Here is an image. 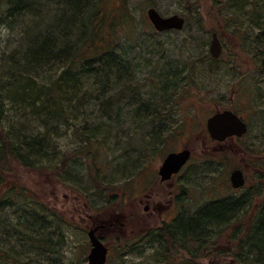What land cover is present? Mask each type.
I'll use <instances>...</instances> for the list:
<instances>
[{
    "label": "rangeland",
    "instance_id": "rangeland-1",
    "mask_svg": "<svg viewBox=\"0 0 264 264\" xmlns=\"http://www.w3.org/2000/svg\"><path fill=\"white\" fill-rule=\"evenodd\" d=\"M93 1L100 18V38H111L117 53L126 59L124 74L113 71L109 91L99 95L98 102L109 98L115 104L107 115L100 114L94 97L100 92L98 84L89 78L81 85L82 92L94 93L92 100L80 112L71 113L66 98L63 121L47 124L44 115L38 120L30 110L23 113L14 108L11 101L17 99L6 96L7 85L0 83V148L5 153L13 138L36 134L48 149L32 159L35 164L29 169L7 153L0 159V188L24 190L38 202L20 212L2 207L0 220L8 217L22 224L18 219L23 220L28 209L38 211L52 222L50 231L56 241L52 255H37L21 247L23 239L19 246L17 234L13 246L29 252L25 261L31 258L32 264H85L90 249L86 228L90 209L101 217L113 211L137 214L142 220L137 231L157 232L169 221L168 214L164 210L161 219L159 211L148 216L138 202L151 191L165 204V189L151 184L165 155L185 146L193 150V157L176 181L181 209L199 208L220 195L236 199L247 193L246 214L239 226L243 230L264 201V43L260 38L264 0ZM150 7L163 17L183 16V29L155 32L146 17ZM2 18L0 14V72L16 57L21 60L16 52L27 49V44L19 43L24 36L22 27L31 30L28 19ZM212 33L222 47L218 60L209 55ZM61 69L42 71L47 84L58 78ZM166 76L168 84H164ZM143 105H152L150 111ZM223 109L238 113L249 127L247 137L230 146L225 156L214 152L205 131L206 119ZM243 149L253 151L255 158L249 159ZM221 159L224 164H214ZM237 168L246 179L239 191L232 190L228 182L230 172ZM230 232L218 237L211 251L194 250L196 257L190 260L173 248L149 246L146 239L130 243L124 239L127 234L123 238L115 233L107 240L111 248L106 264H243L235 260ZM165 257L171 259L164 262Z\"/></svg>",
    "mask_w": 264,
    "mask_h": 264
},
{
    "label": "trees",
    "instance_id": "trees-1",
    "mask_svg": "<svg viewBox=\"0 0 264 264\" xmlns=\"http://www.w3.org/2000/svg\"><path fill=\"white\" fill-rule=\"evenodd\" d=\"M0 14H3V21L28 19L31 22V30L22 27L24 36L19 43L27 44V49L25 52H16L17 56L20 54L21 60L16 57L13 63H7L0 72V83L7 85L4 94L12 96V100L17 99L11 101L14 108L21 109L23 113L30 110V114L38 120L40 115H44L42 120L46 124L61 122L63 115H66L63 104L66 98L71 113L80 112L85 103L92 100L89 99L94 93L82 92L81 85L83 79L89 78L98 84L97 92H100L94 97L99 104L100 114L107 115L108 110H112L115 105L113 101L107 98L98 102L99 95L109 91L111 82L108 80L113 71L124 74L126 59L117 53L111 38H100V18L97 4L93 0H0ZM262 19L264 21V17ZM70 38L75 41H70ZM260 38L264 43V31ZM53 67H57V70L62 68L60 75L47 84L43 73L46 68L52 71ZM167 82L168 76L164 84ZM150 106L143 105L148 111ZM8 146L5 153L4 147L0 148V159L7 153L19 165L28 169L35 164L32 159L40 158L48 152L45 142L38 140L36 134L13 138L12 144L10 142ZM246 196L247 193L236 199L223 196L209 200L192 213L182 211L174 222L161 230L167 237L159 239L160 234L157 232V236L153 235L156 236V242H148V245L173 248L190 260L196 257L194 250L203 248L211 251L215 240L230 229L232 234L229 233V239L235 242L236 248L235 260L243 264H264V201L253 212L245 230H242L239 226L240 218L246 214L245 211L243 213V206L247 205ZM31 203L38 204L24 190L0 188V211L2 207L24 211L21 208ZM27 211V216L23 218L26 221L18 219L22 224L11 222L8 217L0 220V264H32L31 258L25 261L29 252L13 246L15 234L19 235L17 242L21 239L25 241L21 247L33 249L37 255L55 253L54 232L50 231L52 222H47L46 216H40L38 211ZM169 258L165 257L164 262ZM179 264L192 263L184 261Z\"/></svg>",
    "mask_w": 264,
    "mask_h": 264
},
{
    "label": "flooded vegetation",
    "instance_id": "flooded-vegetation-1",
    "mask_svg": "<svg viewBox=\"0 0 264 264\" xmlns=\"http://www.w3.org/2000/svg\"><path fill=\"white\" fill-rule=\"evenodd\" d=\"M219 42H220V40H219ZM220 45H221V43H220ZM209 46H210V44H209ZM221 50H222V47H221ZM216 60H218V59H216ZM223 110L232 111L234 114H236L239 117V119L242 122H244L246 124V127H247L246 133L244 135H242L241 137L233 136V137L226 138L224 141L219 142L217 140H213L210 137V134L207 131L206 122H205V131L207 133V137H208L209 143H211V144H213L215 146L213 148L214 152L215 153L216 152H221L225 156L229 152L228 150H229L230 146L235 145L236 142H240L242 139L247 137L248 131H249V127H248V124H247L246 120L244 118H242V116H240L235 111H233L231 109H223ZM220 111H222V110H220ZM216 112H218V111H216ZM216 112H214L213 114H215ZM213 114H211L210 116H212ZM230 143H232V144H230ZM206 148H208V147L206 146ZM184 149H187V150L190 151L189 160L182 166V168L176 174H172L168 180H162L161 177L158 174V170H159V167L161 166L164 158L170 153H177V152H180V151H182ZM205 150H207V149H205ZM243 154L247 155L248 158L249 157L252 158L251 160H253L255 158V156L253 155V151H251V150L247 151V150L243 149ZM165 157L162 159L161 164H160V166L158 167V169L156 171L155 183L151 184V186L156 184L157 187H163L165 189L164 190L165 191V196L164 197H167V201H165V204H161L160 201H158L157 198L154 196V194L150 191L148 194H145L146 196L143 199L140 198L139 202H138V205H143V211L148 216H151L153 214V212H155V211H159V214H160L159 215V219H161V215H162V212L164 210L168 214L169 221L163 223L159 227V229L157 231L158 234H160L158 236L159 239H162V238L164 239V237H167V236H164V234L161 232V230H163V228L166 225H169L172 222H174V220L182 213V211L183 212L189 211V212L192 213V212H194L196 210L195 207H193V208L189 207V209H187V210L181 209V206H179L180 199L178 198L179 194H178L177 184H176V181H177V178L179 177V175L182 173V171H184L190 165L191 159L193 157V150L190 149L188 146H185L181 150L168 152L165 155ZM223 161L224 160L221 159V161H216L214 164L215 165H222V164H224ZM223 168H225V165H224ZM233 170H235V169H233ZM240 170L243 172V176H244V179H245L244 171L242 169H240ZM228 182H229V177H228ZM245 183H246V179H245ZM243 188H244V186L241 189H243ZM235 191H239V190H235ZM219 197H223V196H221V195L217 196V198H219ZM211 200H215V199H211ZM87 211L89 212V208H87ZM136 215L132 214L130 216H127V215L118 213L116 211H113L112 213H106L104 215V217H101L100 215H96L95 213H93L91 209H90V214L87 213V217H86V220L88 221V223L86 225L87 233H88L89 230L97 228V230L95 232V236L107 248L106 262L108 261V257H109V254H110V248H111L109 246V243L107 242V240H110L111 238L109 239V237H111L115 233L121 235V237H123V238L127 234L128 237L126 236L124 239L125 240H129L130 243L131 242L133 243L132 240H135V239H138L139 241L140 240L143 241L144 239H146V242L149 241L151 243H152V241L154 243L156 242V240L154 238L157 236L155 234L157 232L151 231L149 233L148 232H145V233L143 232L142 233V231H137V229L142 226V223H141L142 220L141 219L139 220ZM125 222H126L127 225H125ZM135 231H137V233L134 235ZM153 235H156V236H153ZM120 239H121L120 237L116 239V240H118V243L122 240V239L121 240ZM89 251H90V249H89ZM173 251H175V250L173 249ZM169 259H171V257ZM173 259H174V257H173Z\"/></svg>",
    "mask_w": 264,
    "mask_h": 264
},
{
    "label": "water",
    "instance_id": "water-1",
    "mask_svg": "<svg viewBox=\"0 0 264 264\" xmlns=\"http://www.w3.org/2000/svg\"><path fill=\"white\" fill-rule=\"evenodd\" d=\"M146 17L153 29L158 33L170 30L180 31L185 24L184 17L177 14L163 17L153 7L146 10ZM209 53L213 59H218L221 54V45L215 33L212 34ZM206 128L210 137L219 142L233 136L241 137L247 131L246 124L230 110L218 111L208 117L206 120ZM189 158L190 151L187 149L168 154L158 170L161 179L168 180L172 174H176L182 168ZM229 182L232 189H241L245 185L243 172L240 169L231 171L229 174ZM96 230L97 228H94L87 233L91 248L87 255L86 264H105L106 262L107 248L95 236Z\"/></svg>",
    "mask_w": 264,
    "mask_h": 264
}]
</instances>
